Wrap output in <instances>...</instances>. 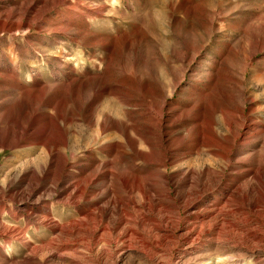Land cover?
<instances>
[{"label":"rangeland","instance_id":"rangeland-1","mask_svg":"<svg viewBox=\"0 0 264 264\" xmlns=\"http://www.w3.org/2000/svg\"><path fill=\"white\" fill-rule=\"evenodd\" d=\"M0 264H264V0H0Z\"/></svg>","mask_w":264,"mask_h":264},{"label":"bare ground","instance_id":"bare-ground-1","mask_svg":"<svg viewBox=\"0 0 264 264\" xmlns=\"http://www.w3.org/2000/svg\"><path fill=\"white\" fill-rule=\"evenodd\" d=\"M204 71H205V69H204ZM204 71H203V72H204ZM209 72H210V71H209ZM213 77H215V76L212 75L211 73H207V74H206V78H207L206 80H207V82H208V83L211 82L212 79H213ZM12 78H13V77H12ZM216 79H217V78H215V80H216ZM211 83H212V82H211ZM70 86H71V85H70ZM73 87H74V86H73ZM27 90H28V89H27ZM24 91H25V90H24ZM201 92L205 93L203 90H202ZM19 93H20V92H19ZM18 95H19V94H18ZM71 95H72V94H71ZM73 95H74V98H73V99L76 100V97H78V95H77L76 93H74ZM85 95H86V94H85ZM202 95H204V94H202ZM13 98H14V97H13ZM14 101H15V100H14ZM14 101H13V102H14ZM74 102H75V101H74ZM14 110H15V109H14ZM169 110H170V109H169ZM155 111H156V110H155ZM155 111H154V112H155ZM170 111H171V110H170ZM16 113H17V112H16ZM157 113H159V114H157ZM157 113L155 112V113L153 114L152 111H150V114L153 115V118H154V117H155V118L159 117V120H161V116H160V115H162L163 113L161 114V111H159V112H157ZM171 114H172V116H173L175 113H171ZM164 115H165V114H164ZM181 116H186V115H185L184 113H180V114L175 118V122H178V120H180V117H181ZM63 119H64V118H63ZM165 119H166V118H165ZM17 120H20V119L17 118ZM116 120H118V119H116ZM199 120H200V119H199ZM168 121H169V120H168ZM98 124H99V123H98ZM108 124H109V123H108ZM150 124H151V123H150ZM150 124H149V125H150ZM172 124H173V123H172ZM100 125H101V124H100ZM103 125H104V124H103ZM160 125H162L161 122L159 123V126H160ZM107 127H108V126H107ZM150 127L153 128L151 125H150ZM164 127H165V126H164ZM168 127H169V126H168ZM200 127H201V126H200ZM123 128L125 129V131L127 130L125 127H123ZM201 128H202V127H201ZM106 129H107V128H106ZM102 130H103V129H102ZM120 130H121V129H120ZM152 130H153V129H152ZM200 130H202V129H200ZM210 130H211V129H210ZM120 132H121V131H120ZM130 133H131V135H132V132H130ZM130 133H129V134H130ZM151 133H153V132H151ZM200 133H201V131H199L198 135H200L201 138H202V137L204 136V134H203V133L200 134ZM129 134H126L127 137L129 136V137L126 138V139L131 138ZM148 134H149V133H148ZM202 134H203V135H202ZM122 135H123V134H122ZM126 136H125V137H126ZM121 139H122V138H121ZM147 143H148V147L150 148V146H151L152 144H151L149 141H148ZM147 143H146V144H147ZM146 148H147V147H146ZM159 163H160V162H159ZM42 165H43V164H42ZM35 166H36V165H35ZM36 168H37V167H36ZM256 172H257V171H256ZM257 175H258V173H257ZM254 176H255V175H254ZM258 176H259V175H258ZM90 177H91V175H90ZM254 179H255V178H254ZM122 182H123V181H122ZM124 182H126V181H124ZM104 184H105V183H104ZM125 185H126V184H125ZM161 186H162V185H161ZM83 192H84V191L82 190L81 193H83ZM106 207H107V206H106ZM106 210H107V209H106ZM98 214H99L100 216H103V215L105 214V212L101 210ZM88 216H89V217H88ZM86 217H87V218H90V214H87Z\"/></svg>","mask_w":264,"mask_h":264}]
</instances>
